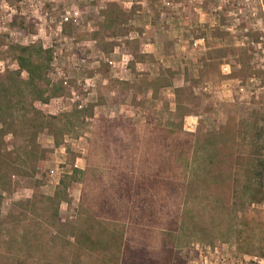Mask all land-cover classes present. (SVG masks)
<instances>
[{
    "label": "rangeland",
    "instance_id": "rangeland-1",
    "mask_svg": "<svg viewBox=\"0 0 264 264\" xmlns=\"http://www.w3.org/2000/svg\"><path fill=\"white\" fill-rule=\"evenodd\" d=\"M149 2L157 3L166 16L173 15L179 5L189 7L185 16L198 22L194 31L189 29L190 34L199 32L224 41L219 47L209 41L210 50L197 62L202 63V71L195 68L196 56L191 55L186 62L178 58L181 63L177 61L176 66L185 77L182 83H189L178 94V100L147 99L149 75L141 67L148 61L156 68L161 66L144 54V30L140 25L148 17ZM33 44L52 51L50 80L53 85L62 83L64 89L61 96L47 104L38 102L35 108L48 117L90 108L93 117L75 133L62 134V125L54 129L61 134L59 147H55L51 135L39 136L40 145L49 150L48 159L39 166L34 179L30 171L22 169L28 176L15 178L18 186L14 194H3L2 217L9 214L15 202L32 200L36 192L53 196L61 180L74 170L87 171L81 178L86 185L69 192L72 203L61 206V220L83 229L87 221L97 217L92 213L97 207L90 210L91 202L98 204L107 197L100 180L103 155L92 136L95 119L123 116L135 125L139 139L147 143L161 130L175 131L179 125L183 133L192 136L217 132L224 106H237L241 168L233 172L228 183L218 181L206 190L209 202L192 209L190 215L181 213L180 203H165L183 223L176 236L184 249L193 252L197 244L221 245L236 259H264V213L252 208L264 202L243 197L246 189L264 185V0H0V77L18 68L10 47ZM122 57L129 59L127 67ZM246 66L257 72L245 77L234 73ZM223 74H228L229 84L223 83ZM23 76L26 78V74ZM207 85L211 89L205 93ZM189 116L199 119L195 133L184 131ZM230 116L225 114V121ZM173 138L177 134H172L170 143ZM222 173L226 178L232 174L228 167ZM103 177L107 183L108 177ZM109 228L118 235L124 233L131 248L142 244L148 234L126 230L123 225ZM152 246L158 247L157 242L152 240ZM78 264H97V260L80 254Z\"/></svg>",
    "mask_w": 264,
    "mask_h": 264
},
{
    "label": "trees",
    "instance_id": "trees-1",
    "mask_svg": "<svg viewBox=\"0 0 264 264\" xmlns=\"http://www.w3.org/2000/svg\"><path fill=\"white\" fill-rule=\"evenodd\" d=\"M10 50L18 68L0 77V238L4 237L0 264H78L80 254L96 258L97 264H188L193 260L195 254L184 249L176 236L183 223L171 214L165 201L180 203L181 213L190 215L192 209L209 202L206 190L234 177L233 172L243 164L239 108L224 106L220 130L204 134V138L183 133L179 125L175 131L158 130L161 134L147 143L123 116L95 119L92 136L103 155L100 180L107 197L98 204L91 202L90 210L97 207V212L92 211L97 217L83 229L61 220V206L72 203L69 192L86 185L81 178L87 171L81 170L63 178L53 196L36 192L32 200L15 202L2 217L3 194H14L15 178L28 176L22 169L30 171L34 179L48 159L49 150L40 145L39 136L51 135L59 147L61 134L54 129L62 125V134L75 133L93 117L90 108L59 117L39 112L36 103L47 104L64 92L62 83L53 85L50 80L53 53L39 44ZM256 72L246 66L234 73L245 77ZM225 114L231 115L226 121ZM172 134L177 138L170 143ZM227 167L232 174L226 178L222 169ZM245 191L247 201L264 202V185ZM109 225L148 234L142 244L131 248L125 234H116ZM152 240L158 247L152 246Z\"/></svg>",
    "mask_w": 264,
    "mask_h": 264
},
{
    "label": "crops",
    "instance_id": "crops-1",
    "mask_svg": "<svg viewBox=\"0 0 264 264\" xmlns=\"http://www.w3.org/2000/svg\"><path fill=\"white\" fill-rule=\"evenodd\" d=\"M158 4L148 3L147 13L148 17L141 23L143 32V47L145 58L153 59L160 63V67L156 68L153 63L147 62L142 65L141 71L146 72L149 76L147 91V99L149 100H178V94L185 87L188 82L182 83L185 79L183 70L176 66V62H180L178 58H182V62H186V58L194 55L198 58L196 61V69L204 70L202 63L197 64L200 58H203L207 51H209V41H213L218 47L224 41L213 39L214 36L200 34L199 32L191 31L198 27V22H193L184 14L185 10H189L187 6L179 5L174 11L173 15L166 16L165 13L158 10ZM198 12L197 8L191 6V10ZM203 22V19L199 20ZM181 26V27H180ZM207 43L205 45V41ZM198 45V48L194 46ZM181 63V62H180ZM172 64L173 66H171ZM186 64V63H185ZM190 73V70H188ZM230 73V71L228 72ZM224 75V74H223ZM170 76V77H169ZM223 83L231 82L228 74H225ZM167 78V82L162 83L161 80ZM177 96V97H176ZM190 117V116H189Z\"/></svg>",
    "mask_w": 264,
    "mask_h": 264
},
{
    "label": "built area",
    "instance_id": "built-area-1",
    "mask_svg": "<svg viewBox=\"0 0 264 264\" xmlns=\"http://www.w3.org/2000/svg\"><path fill=\"white\" fill-rule=\"evenodd\" d=\"M197 47V44H194ZM122 63L128 66L129 59L122 57ZM111 67L114 69L116 66L113 62L110 63ZM210 86L207 85L203 88L205 93L210 91ZM241 92L244 91L243 88L240 89ZM46 107V106H45ZM198 117L190 116L186 118L184 131L186 133H195L198 127ZM253 209L264 213V203L253 204ZM193 253L195 254V259L189 264H264L263 258H253V259H236L229 251L228 248L221 245H195L193 248Z\"/></svg>",
    "mask_w": 264,
    "mask_h": 264
}]
</instances>
